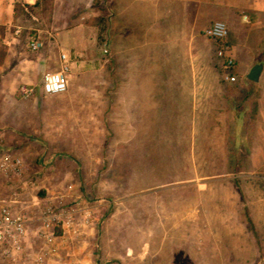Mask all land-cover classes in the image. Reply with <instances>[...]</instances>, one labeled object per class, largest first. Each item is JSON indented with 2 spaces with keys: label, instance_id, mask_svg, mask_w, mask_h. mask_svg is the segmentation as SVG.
Returning a JSON list of instances; mask_svg holds the SVG:
<instances>
[{
  "label": "rangeland",
  "instance_id": "obj_1",
  "mask_svg": "<svg viewBox=\"0 0 264 264\" xmlns=\"http://www.w3.org/2000/svg\"><path fill=\"white\" fill-rule=\"evenodd\" d=\"M202 21L189 52L106 53L100 76L73 78L37 103L43 149L58 155L43 173L62 190L68 175L125 264H264V175L247 156L236 162L207 105L220 70ZM99 40L110 47L106 34ZM84 48L85 59L101 54Z\"/></svg>",
  "mask_w": 264,
  "mask_h": 264
},
{
  "label": "crops",
  "instance_id": "obj_2",
  "mask_svg": "<svg viewBox=\"0 0 264 264\" xmlns=\"http://www.w3.org/2000/svg\"><path fill=\"white\" fill-rule=\"evenodd\" d=\"M198 17L203 19L201 34L215 21L227 26L226 41L236 78V83L229 84L221 76L209 77L212 85L206 89L211 101L207 105L212 114H221V130L228 132L236 162L247 156L248 170L264 175V0H0V158L10 153L23 165L22 179L0 176V199H7L15 190L18 196L13 207L30 218L23 241L24 259L43 250L35 234L45 203L68 195V185H72L71 197L81 198L68 175L63 178L67 183L62 190L59 176L43 173L41 168L42 163L57 162L58 156L43 149V137L38 134L37 103L45 95L42 74L59 71L60 54H64L70 68L67 81L80 77L83 82L90 72L93 77L100 76L102 64L109 61L102 62L106 55L99 43L102 34L108 37L110 59L116 51L147 50L160 52L162 58L164 52H189L197 36ZM34 36L43 44L38 52L27 47ZM85 46L97 49L100 56L86 57V63L87 59L80 57ZM257 65L261 72L254 83L247 76ZM20 87L32 88L33 95L21 98ZM195 89L193 86V93ZM176 91L172 98L180 105L181 94ZM80 96L74 91L77 100ZM99 225L92 213L90 224L78 238L56 240L53 246L59 263L119 264L122 259L125 264L129 255L110 254ZM0 264H6L1 257Z\"/></svg>",
  "mask_w": 264,
  "mask_h": 264
},
{
  "label": "built area",
  "instance_id": "obj_3",
  "mask_svg": "<svg viewBox=\"0 0 264 264\" xmlns=\"http://www.w3.org/2000/svg\"><path fill=\"white\" fill-rule=\"evenodd\" d=\"M243 20L246 21L244 17ZM202 36L212 42L215 47V57L220 70V76L225 83L234 84L236 78L232 74L234 59L227 45V26L219 21L212 22L202 32ZM42 41L38 36L30 38L27 47L31 52L42 49ZM106 54V47H103ZM60 69L57 72H45L41 76V89L47 96L61 95L66 92L68 81V62L66 55L60 54ZM21 98L28 99L33 95V89L20 87ZM23 165L19 157L4 153L0 158V176L7 180L20 179ZM68 195L58 197L55 202L48 201L40 209L37 221L39 227L36 237L42 242L43 250L24 259L23 241L26 237L27 224L30 218L23 210H16L13 202L18 194L14 190L7 199H0V257L6 264H60L57 251L53 246L56 240L70 241L81 235L92 219V207L82 198L71 197L72 185L66 188ZM73 264V263H69Z\"/></svg>",
  "mask_w": 264,
  "mask_h": 264
},
{
  "label": "water",
  "instance_id": "obj_4",
  "mask_svg": "<svg viewBox=\"0 0 264 264\" xmlns=\"http://www.w3.org/2000/svg\"><path fill=\"white\" fill-rule=\"evenodd\" d=\"M260 72H261V66L257 65V66H254L253 68H251L248 76H247V79L251 82H257L258 80V77L260 75Z\"/></svg>",
  "mask_w": 264,
  "mask_h": 264
},
{
  "label": "trees",
  "instance_id": "obj_5",
  "mask_svg": "<svg viewBox=\"0 0 264 264\" xmlns=\"http://www.w3.org/2000/svg\"><path fill=\"white\" fill-rule=\"evenodd\" d=\"M228 38V37H227Z\"/></svg>",
  "mask_w": 264,
  "mask_h": 264
}]
</instances>
